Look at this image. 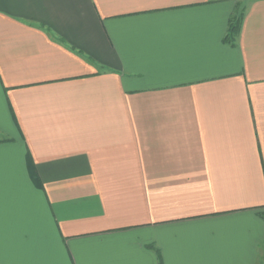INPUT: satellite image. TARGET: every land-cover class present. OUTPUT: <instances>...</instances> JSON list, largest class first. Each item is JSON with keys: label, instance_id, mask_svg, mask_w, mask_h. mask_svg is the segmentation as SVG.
<instances>
[{"label": "crops", "instance_id": "obj_1", "mask_svg": "<svg viewBox=\"0 0 264 264\" xmlns=\"http://www.w3.org/2000/svg\"><path fill=\"white\" fill-rule=\"evenodd\" d=\"M240 1L0 0V264H261L264 0L230 44Z\"/></svg>", "mask_w": 264, "mask_h": 264}, {"label": "trees", "instance_id": "obj_2", "mask_svg": "<svg viewBox=\"0 0 264 264\" xmlns=\"http://www.w3.org/2000/svg\"><path fill=\"white\" fill-rule=\"evenodd\" d=\"M237 5H239V4L236 3L234 12L231 14V16L229 18L228 29H227V32H226L224 38H223L224 41H226L230 44H232L234 42L235 37L239 33L241 25H242V20L244 17V11L243 10L238 11L239 7ZM29 168H30V174H31L32 179L39 186L40 182H39L38 176L35 173V171L33 170V166L31 165V163L29 164Z\"/></svg>", "mask_w": 264, "mask_h": 264}, {"label": "rangeland", "instance_id": "obj_3", "mask_svg": "<svg viewBox=\"0 0 264 264\" xmlns=\"http://www.w3.org/2000/svg\"><path fill=\"white\" fill-rule=\"evenodd\" d=\"M242 0L240 2H238L239 5H237L239 8H238V11L241 10V8L243 7L244 4H242ZM262 253H263V256L261 258V264H264V242H263V249H262Z\"/></svg>", "mask_w": 264, "mask_h": 264}, {"label": "snow or ice", "instance_id": "obj_4", "mask_svg": "<svg viewBox=\"0 0 264 264\" xmlns=\"http://www.w3.org/2000/svg\"><path fill=\"white\" fill-rule=\"evenodd\" d=\"M3 196V175L2 172H0V200H2Z\"/></svg>", "mask_w": 264, "mask_h": 264}]
</instances>
